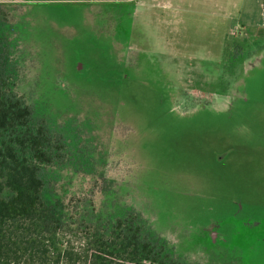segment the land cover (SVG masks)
<instances>
[{
  "label": "rangeland",
  "instance_id": "374dc122",
  "mask_svg": "<svg viewBox=\"0 0 264 264\" xmlns=\"http://www.w3.org/2000/svg\"><path fill=\"white\" fill-rule=\"evenodd\" d=\"M91 1L0 0L18 12V91L39 100L70 143L64 161L76 162L65 163L75 188L97 175L98 203L106 195V208L136 210L186 264H216L203 247L214 222L220 237L257 235L240 244L264 264L261 0H136L133 20L124 4ZM126 43L136 44L130 57ZM243 59L252 66L220 98L229 103L186 111L213 101L217 86L225 92L220 75ZM173 85L182 91L177 110ZM247 219L259 225L245 230Z\"/></svg>",
  "mask_w": 264,
  "mask_h": 264
},
{
  "label": "trees",
  "instance_id": "16d2710c",
  "mask_svg": "<svg viewBox=\"0 0 264 264\" xmlns=\"http://www.w3.org/2000/svg\"><path fill=\"white\" fill-rule=\"evenodd\" d=\"M17 14L0 3V264H186L136 210L98 203L97 175L75 188L70 143L17 88Z\"/></svg>",
  "mask_w": 264,
  "mask_h": 264
},
{
  "label": "flooded vegetation",
  "instance_id": "af4514ba",
  "mask_svg": "<svg viewBox=\"0 0 264 264\" xmlns=\"http://www.w3.org/2000/svg\"><path fill=\"white\" fill-rule=\"evenodd\" d=\"M39 1H46V0H39ZM101 1H107L110 3H119L121 5L124 4L127 7L125 14L129 18H131L132 20L136 19V13H137L136 8L141 6V4L138 3V1H136V0H93L91 2H101ZM119 18H120V16L119 17L117 16L116 20ZM135 45L136 44H133V43H126L125 46H123V51H125L124 53L130 57V53H132L131 51H133V53L136 51ZM145 54H147V53H145ZM261 54H262V56L264 55V49L262 50L260 55ZM244 59L243 60H237V63L234 66L228 67V69L226 68V70H225L226 72L223 73V75H220L221 78L223 79L222 84L225 85L224 86L225 92H222L221 88L219 86H217V89L213 90L212 94H209L210 95L209 98H214V100H213L214 102L212 100H208V101H202L201 100V101H198V104L193 102L192 106H189L187 104L188 108L186 111H188L192 108H200V107L201 108H207V107L214 105V104L217 105L220 103L221 104L229 103L228 101H230V99L221 101L220 98H223V96H226V92H228L231 88L233 89L234 85L237 86L238 88H240V85H238V83H237L239 81L238 79H240L242 77V75L245 73V70H249V68L252 66V63H249L247 66L246 65L247 61H244ZM252 60H254V59H252ZM128 64H130L129 60H128ZM210 67H213V65H210ZM160 69H161V71H158V75L160 74V76H164L165 77L164 79L168 80L166 78L167 75H166V73H164V70H162L161 67H160ZM214 69H215L214 67L209 68V67L205 66L206 72L214 73ZM227 72H228L229 76L226 75ZM241 83H244V80H242ZM172 89L174 90L173 92L175 94L173 96L172 95L169 96V99L172 98V102H173V106L169 107V109L172 108V109L177 110L179 105L180 106L183 105L182 104L183 101L180 100V96H181L182 91L179 89V87L177 85H173ZM235 93H238V91H235ZM209 95H205V97H207ZM230 97L233 98V96H230ZM242 99L243 98H241V100ZM179 109H181V107ZM180 113H184L183 110L180 111ZM242 224L245 226L244 227L245 230H247V229H250L252 226H258L259 221L258 220L250 221L249 219H247V220L243 221ZM211 226L213 227V230L206 233L207 238L203 242V247H204L205 251L214 252L216 264H252L250 262L249 258L247 257L248 251L245 250L241 244L244 242H248V244L251 245V243H253L254 240H257L256 239V238H258L257 235L250 234L249 232H246V231L243 234H241L240 232L239 233L237 232L238 234H236V230H235L234 232L233 231L227 232L228 235L222 234V236L220 237L218 235V232H217V228L220 227V223L214 222V223H211Z\"/></svg>",
  "mask_w": 264,
  "mask_h": 264
}]
</instances>
